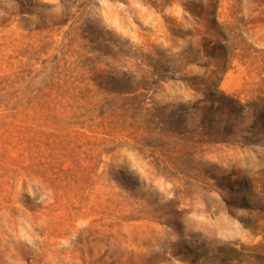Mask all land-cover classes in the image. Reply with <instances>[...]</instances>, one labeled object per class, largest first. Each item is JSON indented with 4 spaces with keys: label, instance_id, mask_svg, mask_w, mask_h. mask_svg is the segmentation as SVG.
I'll return each instance as SVG.
<instances>
[{
    "label": "rangeland",
    "instance_id": "rangeland-1",
    "mask_svg": "<svg viewBox=\"0 0 264 264\" xmlns=\"http://www.w3.org/2000/svg\"><path fill=\"white\" fill-rule=\"evenodd\" d=\"M0 264H264V0H0Z\"/></svg>",
    "mask_w": 264,
    "mask_h": 264
}]
</instances>
